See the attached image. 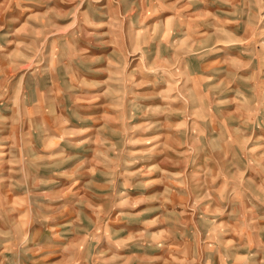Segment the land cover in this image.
I'll use <instances>...</instances> for the list:
<instances>
[{
	"label": "rangeland",
	"instance_id": "rangeland-1",
	"mask_svg": "<svg viewBox=\"0 0 264 264\" xmlns=\"http://www.w3.org/2000/svg\"><path fill=\"white\" fill-rule=\"evenodd\" d=\"M0 264H264V0H0Z\"/></svg>",
	"mask_w": 264,
	"mask_h": 264
}]
</instances>
